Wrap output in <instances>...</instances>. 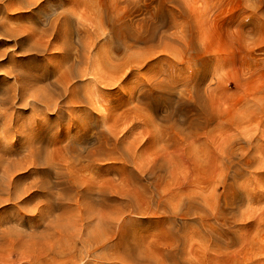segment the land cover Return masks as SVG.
Instances as JSON below:
<instances>
[{
  "label": "rangeland",
  "instance_id": "rangeland-1",
  "mask_svg": "<svg viewBox=\"0 0 264 264\" xmlns=\"http://www.w3.org/2000/svg\"><path fill=\"white\" fill-rule=\"evenodd\" d=\"M37 1L72 11L73 34L90 13V61L135 62L109 85L88 63L74 124L63 97L57 114L8 95L11 142L24 121L44 126L8 151L21 163L0 180V264H264V0ZM22 10L0 17L41 25ZM14 39L0 86L50 84L53 50Z\"/></svg>",
  "mask_w": 264,
  "mask_h": 264
},
{
  "label": "bare ground",
  "instance_id": "bare-ground-1",
  "mask_svg": "<svg viewBox=\"0 0 264 264\" xmlns=\"http://www.w3.org/2000/svg\"><path fill=\"white\" fill-rule=\"evenodd\" d=\"M24 2H26V1H24ZM87 2H88V0H86V3L83 0V2H82V4H83L82 6H84L83 10H85V8L90 6L87 4ZM36 3H38L37 0L28 1L26 4L21 3L18 0H9L8 3H6L5 0H0V11L5 10L8 12V15H9V12H11V11H14L16 13L18 12L19 14H21L24 12L22 10V8L25 9L27 7H31V6L35 5L36 9H38V13L42 14V16H43V21H42L40 26H35L34 24L33 25L29 24L30 26L27 25V27L19 26V25H17V27H15V26L13 27L14 23H12L13 24L12 27L7 26L4 23V21H2V17H0V43H1V39L2 38L4 39V37H7V36L8 37H15L14 40H16V38H21V39H23V41L21 43L29 42V41L32 42L36 39V41H35L36 47L39 48V46H42V47H45L47 49H51V50H53V55H55V57H52L54 60V64L52 65V67L51 68H50V66L45 67L43 69L42 74H41L42 77L48 78V76H49L48 72L51 73L52 79L49 78V79H51L50 84H44L42 86H38L40 88L39 89L37 88V90H34V87L28 86L27 82H29V80L27 79L26 76L21 75V74H13L12 78L15 80L14 81L15 83H13L14 84L13 86L8 87V81L5 84H2L0 86V177H1L0 180H1V184H2V182L6 183L5 179H7V180L9 179V178H7V176H8L7 174H10L8 172L9 169L8 170L4 169V168H6L4 166H5V164L7 166V163L9 161L8 160V151L12 147H14V145H15L14 142L19 141L22 136H27L29 133H31V135L34 136L33 133L34 132L38 133L39 130L43 129V126H44V124H43L44 121H41L43 119H33L31 121H24V122H22V125H20V127L22 129H20L19 131H17V130L14 131V134H13L14 141L11 142L9 139L8 132L10 130L14 129V126L17 125V122L14 120L13 115L11 113H9L11 110H9V112H8L7 105H8L9 100H10L9 98L23 103L24 101H27L26 100L27 99L26 94L30 93L31 96H33L32 97L34 99L33 102L40 103L45 110H48V111L52 110V112L60 114L62 111V107H60L58 100H60L59 99L60 97H63L65 105L68 106L66 113H67L70 121L72 122V124H74V122L77 123V121H78V116L74 113V108H73V106L75 105V102H76L74 99V91L78 85L77 79L83 78L84 76L87 75L88 63L93 62L92 64L94 66H96V69H94V66H92V64L90 63L91 67H93V72H95L94 76H97V78L99 79V82H101L102 84L109 85L112 82L119 80V78H121L122 74H120V73L124 69L126 70L127 65L132 63L131 61L134 60V62H135V57L131 56V57H129L128 60H126V63H121L119 58L114 57L113 55H111V53L109 55V53H105V51L103 52L101 49L98 50L99 52L96 51V53L97 52L99 53V54L97 53L98 56L95 55L96 60L93 58L95 61L94 60L90 61L92 58L91 57V55H92L91 54V51H92L91 47H92V44H94V43H91V41L89 40V38L91 36L88 34L89 27H87L88 26L87 21H89V24L91 23L90 18H89L90 13L87 11L88 12V14H87V12L85 11V13L83 14L84 16L83 15L81 16L83 21H80L81 19L77 20V22L80 25V29L77 30L75 32V34H73L72 28H73V24L75 23L76 19L73 18L72 11H71V14H69L70 12L68 13V12L63 11V10H62V12L57 13V11L53 9L51 11V13H49V12H46V11L40 9V5L42 3H40V4L39 3L36 4ZM86 4L88 6H86ZM24 6H26V7H24ZM87 9L89 10V8H87ZM95 9H97V7H95ZM95 9H93V10H95ZM30 17L34 18L32 15ZM24 18H25V16H24ZM25 19H23V20H25ZM94 24H93V26H94ZM90 34H91V32H90ZM43 40H45V42H42ZM113 40L115 43V37L114 36H113ZM15 44H19V43L16 41ZM29 44L32 45L31 43H29ZM104 50H106V49L104 48ZM106 52H107V50H106ZM7 59H8V54L5 51H0V72L5 74L6 76H8V74H10V75L12 74V71L8 69L9 66L5 65V60H6V62H8ZM135 65H136V63H135ZM8 70H9V72H8ZM89 71H90V69H89ZM93 78L95 80L96 77H93ZM76 80H77V82H76ZM82 80H84V79H81V81ZM8 95H9V98H8ZM87 98H86V100H88ZM90 101L88 102L89 105H90ZM79 118L81 121V123H80L81 125L76 124V128H75L76 132L78 130H83L85 128V123H84L83 118H81V117H79ZM104 125L106 126V124H104ZM72 131L73 130H71V132ZM27 132H29V133H27ZM71 132H70V130H68L67 134L69 135V134H71ZM68 135L66 136V139L63 142L64 144L67 143V141L71 138ZM26 141H28V142H25V145L29 146L31 143V138H28V140L26 139ZM11 161H14V159ZM15 161H16V163H18L17 160H15ZM13 163L10 165L11 167H12ZM16 163H14V165ZM20 163H18V164H20ZM9 181H10V179H9ZM9 183H12V182L10 181Z\"/></svg>",
  "mask_w": 264,
  "mask_h": 264
}]
</instances>
